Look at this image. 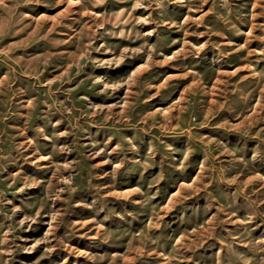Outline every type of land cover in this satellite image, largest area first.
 <instances>
[{
  "label": "rangeland",
  "instance_id": "obj_1",
  "mask_svg": "<svg viewBox=\"0 0 264 264\" xmlns=\"http://www.w3.org/2000/svg\"><path fill=\"white\" fill-rule=\"evenodd\" d=\"M0 264H264V0H0Z\"/></svg>",
  "mask_w": 264,
  "mask_h": 264
}]
</instances>
